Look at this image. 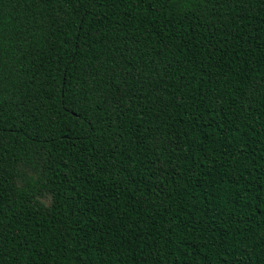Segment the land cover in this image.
Here are the masks:
<instances>
[{
	"label": "trees",
	"instance_id": "1",
	"mask_svg": "<svg viewBox=\"0 0 264 264\" xmlns=\"http://www.w3.org/2000/svg\"><path fill=\"white\" fill-rule=\"evenodd\" d=\"M0 264H264V0H0Z\"/></svg>",
	"mask_w": 264,
	"mask_h": 264
}]
</instances>
